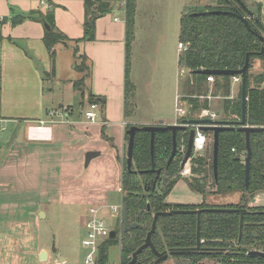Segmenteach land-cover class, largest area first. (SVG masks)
I'll list each match as a JSON object with an SVG mask.
<instances>
[{
	"label": "crops",
	"instance_id": "obj_1",
	"mask_svg": "<svg viewBox=\"0 0 264 264\" xmlns=\"http://www.w3.org/2000/svg\"><path fill=\"white\" fill-rule=\"evenodd\" d=\"M31 1H20L24 8L22 15L32 9L39 10L40 7L32 6ZM114 1L116 8L96 20L95 39L72 41L69 45L58 43L54 63L43 41L46 28L42 21L26 18L13 28L15 34L4 32L8 22L3 24L0 39V115L3 120L0 129H4L0 132L9 129V134L0 139V264L51 262V250L39 242L40 220L47 216L43 206L56 201L80 206L97 203L109 206L108 202L116 193L120 191L123 196L127 125L177 122L178 116L175 121L168 117L129 121L125 91L126 15L120 18L115 11L117 4L119 11L124 8L125 0ZM249 1L247 6L254 8L264 23V0ZM3 2L0 0V4ZM53 2L58 28L71 39L81 38L85 0ZM208 6L198 8L190 4L183 12L193 8L205 10ZM10 30L12 32V28ZM68 47H72L80 61L81 56H85L92 65L87 74L88 90L83 96L86 101L79 107L69 103L53 105L56 94L53 89L46 90L50 77L59 73L64 77L71 68L73 54ZM52 70L54 73L49 74ZM77 82H66L63 87H77ZM91 93L103 97L96 122H90L84 114ZM57 109L58 115L49 114ZM39 120H45L49 126L44 137H34L28 129ZM90 151L95 155L86 163V154ZM221 195L213 194L214 197L209 196L206 201L223 205L238 203L242 198L241 192ZM250 205L264 206V191L256 193ZM58 257L57 264L66 260L60 254Z\"/></svg>",
	"mask_w": 264,
	"mask_h": 264
},
{
	"label": "trees",
	"instance_id": "obj_2",
	"mask_svg": "<svg viewBox=\"0 0 264 264\" xmlns=\"http://www.w3.org/2000/svg\"><path fill=\"white\" fill-rule=\"evenodd\" d=\"M118 1V0H117ZM248 5L246 0H243ZM114 0H85L86 13L84 34L81 38L71 39L61 31L55 22L52 10L32 9L25 15L14 18V23H20L26 18L45 20L50 29L45 30L43 41L50 53L52 62L55 60V46L58 43L68 45L70 42L90 41L95 39L96 20L111 12ZM249 6V5H248ZM137 0H125L126 9V112L128 113L129 94L131 84L129 80L130 47L135 38V15ZM205 10H228L233 13H206L194 15L198 9L182 12L180 19V42L188 44V48L181 51L178 63L189 70L187 84L188 92L184 93L192 103L190 117L202 107L210 106L208 99H200L210 88L209 74L197 73L199 69H239L250 55V65L247 80V123L254 126H264V70L253 72L256 62H264V26L254 18L249 19V26L239 18L247 15L244 8L236 0H216V5H210ZM262 21L261 16L255 11ZM8 18L5 17L4 22ZM0 31V39H2ZM83 61L87 57L81 56ZM53 71V70H52ZM54 71L52 72V74ZM215 79L212 95L224 99V113L221 120H238L242 115L241 88L237 96L231 97L230 75H212ZM80 83H76L78 87ZM196 95V96H195ZM89 103L99 105L103 97L90 94ZM217 111V110H216ZM221 114V113H220ZM187 118V117H186ZM183 118V119H186ZM182 119V120H183ZM181 120V122H182ZM131 124L127 125L130 128ZM187 130H180L177 134L178 146L186 144L189 137ZM209 136L208 145L203 154L191 158L192 174L181 176L182 153L178 149L175 158L168 163L173 149V134L171 130L158 131L155 136L154 154H151V133L139 130L136 134L133 165L129 169L126 156L123 162L122 190L123 197L128 200V214L131 222L138 223V227L129 232H122V237H106L99 244L96 264H106L108 250L114 244L120 245L121 258L124 264L131 260L132 254L144 243L151 228L154 214L157 211L173 209H205L209 207L232 208V211H207L201 213L202 245L214 247L215 252H200L189 255L175 256L176 264H197L204 257L217 258L219 264H236L235 246L239 245L240 264H264L263 256H251V250L264 251V206H251V198L259 191H264V131L251 134L252 159L251 178L246 186L244 157L247 155L246 135L238 130H225L220 133L218 178L214 176L213 167V133ZM127 141L129 135L126 133ZM162 168L160 176L157 172L143 171L153 167ZM181 178L188 179L193 190L203 194L204 201L199 204L171 203L167 200L176 182ZM241 192L242 198L238 203L210 204L207 196L213 194H229ZM242 210V211H241ZM241 218L243 220L242 229ZM198 215L195 212H179L159 217L157 230L153 235V242L160 251L172 248H190L197 245ZM156 255L148 247L138 256L136 264L154 262Z\"/></svg>",
	"mask_w": 264,
	"mask_h": 264
},
{
	"label": "rangeland",
	"instance_id": "obj_3",
	"mask_svg": "<svg viewBox=\"0 0 264 264\" xmlns=\"http://www.w3.org/2000/svg\"><path fill=\"white\" fill-rule=\"evenodd\" d=\"M23 0L3 2L0 4V16L6 15L8 23L4 25V32L10 31L15 34L13 28L19 23H14V18L23 14V7L20 3ZM215 0H137L135 15V38L130 47V65L129 80L132 86L129 94L128 119L129 121H151L162 117L175 119L178 116L176 111V97L187 93V84L190 76L187 68H182L178 63L180 54V19L185 6L192 4L193 7L201 8L202 5H216ZM250 2L249 0H247ZM205 3V4H204ZM32 6H38L36 1H31ZM115 11L116 15L124 18L125 6ZM7 8L10 11L7 12ZM116 8V6H115ZM114 8V9H115ZM255 12L254 8H252ZM190 10V9H187ZM203 11V10H201ZM12 28V32L10 30ZM3 32V33H4ZM70 44V43H69ZM68 44V45H69ZM68 50L73 54V62L64 77L61 73L52 76L46 82V90H54L56 99L53 103L72 104L79 107L88 90L87 74L92 67L91 63L80 61L74 54L72 47ZM261 66V67H260ZM263 66V67H262ZM264 70V62L257 61L253 72L258 73ZM52 74V71L49 72ZM68 75V76H66ZM72 81L80 83L79 87H63L66 82ZM84 81V83H82ZM214 77L208 78L210 88L207 94L215 92L213 88ZM241 85L232 84L231 95L237 96ZM53 92V91H51ZM89 94V93H88ZM63 95V96H62ZM63 98V99H61ZM60 101V102H58ZM82 104V105H83ZM210 107L217 110L221 115L224 113V99L221 96L213 97L210 100ZM58 110V109H57ZM144 122L143 125H146ZM1 130V129H0ZM9 134V129L4 133L0 132V139ZM205 150L202 151L203 154ZM125 154V153H124ZM126 156V155H125ZM183 158V157H182ZM190 170L192 163L190 161ZM192 174V170L189 175ZM186 177L185 175H181ZM188 176V175H187ZM235 192L234 194H238ZM213 195H208V197ZM222 196V195H221ZM214 197V196H213ZM169 201L182 204H199L204 201L202 193L193 190L188 179L181 178L176 182L172 191L168 195ZM123 200L122 193L119 191L108 203L109 206L102 204L78 205L68 202H58L46 204L42 210L47 216L40 220L39 242L51 250L52 261L39 264H57L60 259L58 254L64 259L60 264H86L92 249L83 244L87 238L86 220L92 218L90 208L99 210V216L111 229L117 230V237L121 232V222L118 221L116 214L111 206L120 204ZM211 204V203H210ZM102 207V208H101ZM55 247V251H54ZM94 259H97L98 252L93 253ZM173 257L160 264H175ZM121 262V248L119 244L110 246L106 264ZM197 264H216L211 258L199 259Z\"/></svg>",
	"mask_w": 264,
	"mask_h": 264
},
{
	"label": "water",
	"instance_id": "obj_4",
	"mask_svg": "<svg viewBox=\"0 0 264 264\" xmlns=\"http://www.w3.org/2000/svg\"><path fill=\"white\" fill-rule=\"evenodd\" d=\"M249 14V17H254L256 21L260 24V26H264V23L256 16V13L249 8L243 0H236ZM206 13H233L228 10H203L196 11L194 15H203ZM239 18L242 19L247 26H249V18L245 15H239ZM46 29H50L49 24L43 20L42 21ZM262 40H264V36L261 35ZM252 60H250V55H247L246 62L243 67L239 69H199L196 70L197 73L209 74V75H236L239 74L242 76L241 82V94H242V115L238 120H216L213 118H186L183 119L181 123H166L160 122L157 124H147V125H137L133 124L130 128L127 129V134L129 135V140L127 144V154L126 160L128 168L131 169L133 165V156H134V148H135V139L137 131L144 130L149 131L151 133V154H154L155 149V136L158 131H167L171 130L173 134V149L168 160L170 163L178 151V142H177V134L180 130H187L188 124H199V128L205 132L213 133V167H214V176L217 180L218 178V157H219V144H220V133L225 130H238L244 132L246 135V143H247V155L244 157L245 163V179L246 186L250 184L251 178V159H252V146H251V134L253 132H261L264 131V126H254L249 125L247 123V108H248V97H247V80H248V72L250 65L252 64ZM194 137H195V128L189 129V137L187 142V150L181 161V168H185V166L190 162L193 153H194ZM95 155V152L90 151L86 154V163H88L91 158ZM153 167L148 170L143 171H152L157 172V175L160 176L162 172V168L156 169L155 163L153 162ZM123 209H122V222H121V230L122 232H129L132 229L138 227V223L131 222L129 220L128 214V200L127 197H123ZM203 210L207 211H232V208H222V207H209L205 209H195V210H187V209H173L170 211H157L154 214V218L152 221V225L150 230L148 231L144 243L137 248V250L132 254L131 260L126 264H136L138 261L139 254L143 251V249L150 247L155 255L156 259L154 262H150L148 264H160L163 261L167 260L171 255H189L193 253L203 252L202 240H201V213ZM242 211V210H241ZM179 212H195L198 215V225H197V245L195 247L190 248H172L169 251L160 252L154 242L153 235L157 230L159 217L162 215H168L171 213H179ZM243 220L241 218L240 228L242 229ZM117 230L112 229L110 232V237H116ZM250 255L253 256H263L264 251L262 250H251L249 251Z\"/></svg>",
	"mask_w": 264,
	"mask_h": 264
},
{
	"label": "built area",
	"instance_id": "obj_5",
	"mask_svg": "<svg viewBox=\"0 0 264 264\" xmlns=\"http://www.w3.org/2000/svg\"><path fill=\"white\" fill-rule=\"evenodd\" d=\"M5 2L9 1H15V0H2ZM37 2L38 6L43 9V10H52L55 8V4L53 0H34ZM6 16H0V31L2 30L3 27V22ZM118 19V18H116ZM188 48V44L185 42H179V49L180 52L184 51ZM185 68V67H182ZM210 79L213 78L212 75L209 77ZM242 82V76L239 74L233 75L231 78V83L232 84H239L241 85ZM196 96V95H195ZM215 96L212 94H206V95H200V99H208L209 101ZM231 97H234L231 95ZM191 108H192V103L189 101L188 97H185L184 94L178 95L176 97V111L178 113V119L177 122L175 123H181V120L183 118H189V114H191ZM51 116L53 115H58L59 111L58 110H53L49 112ZM84 114L87 120L90 122H96L99 119V114H100V105L96 102L89 103V106L84 109ZM221 114L216 111L211 109L210 106L208 107H202L200 110L196 111L194 114V117L190 118H213L216 120H221ZM240 119V118H239ZM3 118L0 115V121H2ZM47 122L45 120H39V122L32 124L29 126V132L32 136L34 137H44L48 133L49 126L46 124ZM189 128H195V137H194V155H198L199 153H202L203 150L206 149L209 141V136L208 134L203 131L202 129L199 128V124H188ZM1 129H4L1 128ZM178 149L182 153V157H184L186 150H187V143L186 144H181L178 146ZM127 154V152H126ZM124 154V157L125 155ZM183 159V158H182ZM191 161V160H190ZM190 162L185 166V168H181V175H189L191 170H190ZM123 201V200H122ZM123 202L120 204H115L111 206L112 211L116 214L118 221L122 222V209H123ZM90 212L92 214V218L86 220L85 226L87 228V238L83 240V244L91 247L92 251L89 254L88 259L86 260V264H96V259H94L93 253L98 252L99 250V244L101 240H103L106 237L110 236L111 232V227L108 226L104 219H102L99 216V210L96 208H90ZM119 237H122V230L120 232ZM120 248H121V239H120ZM112 264H118V263H112ZM120 264H124L121 262Z\"/></svg>",
	"mask_w": 264,
	"mask_h": 264
},
{
	"label": "flooded vegetation",
	"instance_id": "obj_6",
	"mask_svg": "<svg viewBox=\"0 0 264 264\" xmlns=\"http://www.w3.org/2000/svg\"><path fill=\"white\" fill-rule=\"evenodd\" d=\"M245 10V9H244ZM245 12H246V14L247 15H245L246 17H248L249 19L251 18V17H249V14L247 13V11L245 10ZM252 18H254V17H252ZM255 19V18H254ZM263 22V21H262ZM202 240V239H201ZM202 243H203V240H202ZM195 247V246H194ZM202 247H203V252H206V253H208V251H210V253H212V252H215V251H217V250H215V248L214 247H212V248H210L211 250H208L209 249V247H207L206 245H202ZM263 251V250H262ZM234 253L236 254V259H235V261H236V264H240L239 263V260H240V257H239V255H240V250H239V245H236L235 246V250H234ZM248 254H249V252H248ZM250 255V254H249ZM175 256H177V255H171V256H169V258H171V257H173V259H175ZM251 256H253V255H251ZM257 256V255H256ZM168 258V259H169ZM204 258H211V257H204ZM204 258H202V259H204ZM211 259H213V260H215V263L216 264H219V262H218V260H216L217 258H211ZM176 260V259H175ZM174 260V261H175ZM164 262V261H163ZM175 264H176V262H175Z\"/></svg>",
	"mask_w": 264,
	"mask_h": 264
}]
</instances>
